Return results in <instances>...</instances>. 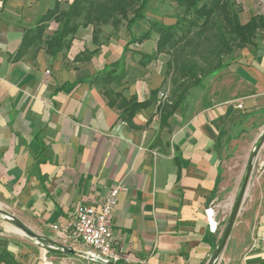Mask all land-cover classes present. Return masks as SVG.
I'll return each instance as SVG.
<instances>
[{"label":"crops","instance_id":"1","mask_svg":"<svg viewBox=\"0 0 264 264\" xmlns=\"http://www.w3.org/2000/svg\"><path fill=\"white\" fill-rule=\"evenodd\" d=\"M238 2L242 24L261 14L253 1ZM54 4L0 0V209L41 237L2 217L0 264H95L87 257L94 249L69 223L78 205L99 207L121 182L128 189L112 230L128 264H209L223 233V224L211 231L207 209L215 207L218 221L217 201L227 193L224 153L264 125V40L234 50L212 77V92L200 87L201 96L186 99L168 119L159 110L168 100L161 96L168 61H127L117 91L144 101L160 89L130 125L92 82L121 57L104 59L103 46L92 47L93 30L79 29L68 60L67 52L48 55L44 44L18 54L25 31ZM50 24L45 37L58 29ZM98 47L90 61H73ZM62 245L79 253H64ZM216 264H264V166L250 181Z\"/></svg>","mask_w":264,"mask_h":264},{"label":"trees","instance_id":"2","mask_svg":"<svg viewBox=\"0 0 264 264\" xmlns=\"http://www.w3.org/2000/svg\"><path fill=\"white\" fill-rule=\"evenodd\" d=\"M173 1L178 9L175 22L151 21L146 31L136 35L134 26L146 18L151 0H69L66 8L63 0H55L53 8L38 20L36 26L25 31L18 54L22 55L32 46L37 47V52L44 44L46 53L56 57L71 49L80 28L89 26H93V43L99 46L102 26L112 25L119 29L125 24L130 40L123 46L121 57L114 63L106 64L92 78V82L100 86L109 106L122 110V118L133 125L135 114L152 104L160 89L152 91L151 98L144 101H139L136 96L128 99L123 91H117L129 71L128 53L138 56L137 61L143 66L157 60L161 54H167L170 58L164 83L173 73L175 88L168 100L159 105V110L162 118L168 119L186 100L191 87L203 86L207 77L216 75L226 66L225 55L232 54L235 48L253 45L264 31V14H257L242 24L239 14L243 9L234 0ZM52 21L59 23V28L53 35L45 37ZM154 34L158 35V39L152 52L131 49V44H142ZM194 34L202 37L209 46V55L200 53L206 65H200L196 57L198 51L193 46ZM187 47L193 48L190 53H187ZM98 51L99 47L93 51L85 49L73 61H90ZM209 56L217 62L212 64Z\"/></svg>","mask_w":264,"mask_h":264},{"label":"rangeland","instance_id":"3","mask_svg":"<svg viewBox=\"0 0 264 264\" xmlns=\"http://www.w3.org/2000/svg\"><path fill=\"white\" fill-rule=\"evenodd\" d=\"M239 6L242 7V5L238 2V0H234ZM249 1V0H246ZM253 1V4L255 5V9L257 12H260L261 14L264 13V0H251ZM63 5L66 8L68 6L69 0H63ZM178 13L177 5L173 0H153L152 4L149 5L147 8L146 18L143 21L138 22L134 26V32L136 35L142 34L144 31H146L149 28V23L151 21H161L164 17L167 16H175ZM59 28V23L52 22L50 24V29L53 31L54 29ZM93 26H89L87 28V32H92ZM195 42L194 45L196 50L198 51V54L196 57L198 58V62L200 65H206L207 62L203 61V57L200 55L206 54L209 55L208 47L206 46V42L200 37L198 34H194ZM158 39V35L154 34L151 39L146 40L142 44H131V49L133 50H140L143 52H152L156 47V42ZM258 40H264V33L261 32L259 36L256 38ZM130 40V35L128 31L126 30L125 24H123L119 29H115L112 25H104L102 26V33L100 34L99 39V46H103L104 48V59L108 61H113L119 55L121 54L122 47ZM97 45L92 44V47H96ZM193 48L187 47V53H190V51ZM76 50H79L77 48H74L71 50V55L75 53ZM234 50H238V48H235ZM66 58L68 60V54L66 53ZM234 57V51L232 54L225 55L224 62L227 65V62L230 61ZM139 58L138 56L133 57L131 53H128V61H134V59ZM170 58L167 54H161L159 58L156 61H168ZM210 61L212 64H215L217 61H213V57L209 56ZM209 62V63H210ZM214 76V75H213ZM209 76L204 80L203 86L198 87H191L189 92L187 93L186 99H191L194 97L201 96L202 89L204 88L209 92H212L213 90V84H212V77ZM173 77L174 74H170L167 77V81L165 83V87H163V91L165 93V98H169L171 96L172 91L174 90L175 86L173 84ZM201 87V88H200ZM264 129V125L258 128L255 132L248 136L238 137V140L231 143L228 147L226 152L223 156V171L225 173V184H226V191L227 193L223 194L222 197L217 201V209L219 211L218 213V222L219 225L223 224L222 229L224 230L225 225L227 224L231 212L233 210V206L235 203V200L237 198L239 189L241 187L243 178L246 173V169L248 166V163L251 158V154L255 148V144L257 140L259 139L260 135L262 134V131ZM264 162V143L260 147L256 161L255 166L253 169L252 177L257 174L259 171V165H262ZM231 190V192H230ZM230 192V193H229ZM215 208V207H214ZM215 210V209H214ZM0 220L2 219V216H0Z\"/></svg>","mask_w":264,"mask_h":264},{"label":"built area","instance_id":"4","mask_svg":"<svg viewBox=\"0 0 264 264\" xmlns=\"http://www.w3.org/2000/svg\"><path fill=\"white\" fill-rule=\"evenodd\" d=\"M161 96L165 97V93H162ZM127 189L126 184L118 183L110 190L105 201L99 207L81 204L75 208L74 218L69 223V228L84 245L94 249L95 252L89 253L87 257L95 264H106L99 259L119 264L131 262L128 255L116 244L112 230V218L119 202V196ZM207 213L210 229L216 233L219 228L216 212L214 208H209Z\"/></svg>","mask_w":264,"mask_h":264},{"label":"water","instance_id":"5","mask_svg":"<svg viewBox=\"0 0 264 264\" xmlns=\"http://www.w3.org/2000/svg\"><path fill=\"white\" fill-rule=\"evenodd\" d=\"M263 143H264V129H263L262 134L260 135L259 139L257 140V142L255 144V148H254V150H253V152L251 154V158H250V161L248 163V166H247V169H246V173H245V176L243 178L241 187L239 189L237 198L235 200V203H234L233 210L231 212L230 218H229L227 224L225 225V228L223 230L220 242H219V244H218V246H217V248H216V250H215V252H214L209 264H216L219 261L221 255L223 253V250H224V248L226 246V243H227V241H228V239L230 237V234H231L232 228L234 226L235 220L237 218V215H238V213L240 211L242 202H243L244 197L246 195L248 186H249L250 181L252 179V173H253V169H254V166H255L257 153H258V151H259V149H260V147L262 146ZM263 166H264L263 164L259 165V167H258L259 170H262ZM0 216H2L4 219L10 221L14 225H16L21 231H23L28 236H30L32 238H35L37 240L41 239L40 236L35 234L27 225H25L21 220H19L15 216L7 213L6 211H4L2 209H0ZM53 244H58V243L54 242ZM61 250L64 253H67V254H78L79 253L74 248L68 247V246H64V245L61 246ZM99 260L100 261H104L106 264H119V263H114L113 261H109V260H106V261L102 260V259H99Z\"/></svg>","mask_w":264,"mask_h":264}]
</instances>
